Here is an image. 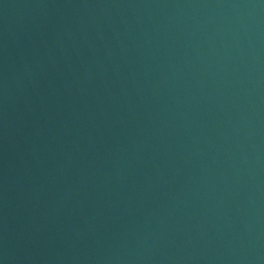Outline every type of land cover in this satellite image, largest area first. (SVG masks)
<instances>
[{
  "label": "water",
  "instance_id": "obj_1",
  "mask_svg": "<svg viewBox=\"0 0 264 264\" xmlns=\"http://www.w3.org/2000/svg\"><path fill=\"white\" fill-rule=\"evenodd\" d=\"M0 264H264V0H0Z\"/></svg>",
  "mask_w": 264,
  "mask_h": 264
}]
</instances>
